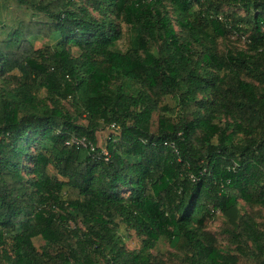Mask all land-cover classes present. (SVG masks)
<instances>
[{"label":"trees","instance_id":"obj_1","mask_svg":"<svg viewBox=\"0 0 264 264\" xmlns=\"http://www.w3.org/2000/svg\"><path fill=\"white\" fill-rule=\"evenodd\" d=\"M240 200L264 211V0H0V264H264Z\"/></svg>","mask_w":264,"mask_h":264},{"label":"rangeland","instance_id":"obj_2","mask_svg":"<svg viewBox=\"0 0 264 264\" xmlns=\"http://www.w3.org/2000/svg\"><path fill=\"white\" fill-rule=\"evenodd\" d=\"M225 12L227 13V15H233V13L237 12V10L235 8H226ZM241 15L243 16V13H241ZM176 28L178 29V27L176 26ZM247 37L243 34H237V33H232L230 34L225 40L224 39H220L219 40V47H220V51L221 52H225L228 49L231 50H246L247 49ZM44 42L39 41L37 42V46H42ZM175 113H168V116L174 117ZM113 133L109 130H105L102 131L99 134V139H100V146L102 148H106V143H107V138L110 136V134ZM52 173V170H51ZM240 207H241V213L245 214V213H250L253 216H255L256 218L259 217H264V211H262L261 209H251L248 205H246L242 200L239 201ZM224 228V219L221 215L218 216V218L213 221V222H209L207 225V231L210 232L212 235L215 236L217 242H218V246L219 247H225L227 245V236H224L222 230ZM129 248L132 249H137L140 246L134 245L133 243L130 245L128 243ZM155 253H168V247L164 244H161L158 251H154Z\"/></svg>","mask_w":264,"mask_h":264}]
</instances>
